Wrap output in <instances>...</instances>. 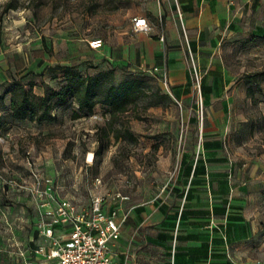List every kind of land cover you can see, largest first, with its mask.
I'll return each mask as SVG.
<instances>
[{"label":"rangeland","instance_id":"1","mask_svg":"<svg viewBox=\"0 0 264 264\" xmlns=\"http://www.w3.org/2000/svg\"><path fill=\"white\" fill-rule=\"evenodd\" d=\"M7 1L16 8L5 10ZM143 3L0 0V264H19L8 257L10 244L33 235L32 223L26 220L37 215L33 190L42 177L54 179L61 197L74 193L84 205L91 199L96 176L104 182L102 191L122 186L128 192L137 187L147 192L176 172L185 152V136L195 138L196 129L185 132V109L190 126L217 121L225 125L231 140L239 143L237 149H229L232 155L238 151L247 158L253 147L264 152V0H247L222 44V72L231 82L228 92H234L235 99L208 102L203 94L204 74L199 94L191 66L194 97L187 108L185 102L171 98L158 74L114 69L105 57L114 29L126 24ZM94 38H102L104 45L93 49ZM103 62L107 67L103 71H113L115 84L128 79L143 82L135 105L112 123L110 109L101 104L74 117L78 107L70 99L55 106L51 121L12 117L9 91L17 80L27 87L32 84L33 92L43 95L45 85L58 89L65 82L63 71L55 65H74L83 74L95 75ZM88 158L92 161L86 163ZM257 223L249 252L254 264H264V204ZM135 238L139 236L129 240L131 248H137ZM148 245L144 246L147 254Z\"/></svg>","mask_w":264,"mask_h":264},{"label":"crops","instance_id":"2","mask_svg":"<svg viewBox=\"0 0 264 264\" xmlns=\"http://www.w3.org/2000/svg\"><path fill=\"white\" fill-rule=\"evenodd\" d=\"M246 3L144 0L133 17L146 18L151 29L134 30L132 17L114 29V41L106 45L105 57L114 69L158 74L161 82L166 75L167 93L185 102V108L194 97L193 65L204 74L203 94L208 102L234 100V92H228L231 82L227 83L222 72L221 49ZM105 64L99 65V71L107 69ZM217 112L223 115L222 110ZM185 121V132L196 129L195 138L185 136L178 170L147 192L140 187L124 190L129 194L123 203L127 218L112 246L114 258L122 264H254L249 251L264 204V152L253 147L247 158L238 151L232 155L229 149H237L239 143L231 140L220 121L190 126L188 109ZM118 203L110 200L107 208ZM37 217L38 210L33 219L28 215L26 220L32 223L33 235L10 244V261L23 264L17 256L22 247L44 243L35 228ZM131 233L139 236L135 238L137 248L129 245ZM148 242L147 254L144 246ZM33 259L49 262L42 255Z\"/></svg>","mask_w":264,"mask_h":264},{"label":"built area","instance_id":"3","mask_svg":"<svg viewBox=\"0 0 264 264\" xmlns=\"http://www.w3.org/2000/svg\"><path fill=\"white\" fill-rule=\"evenodd\" d=\"M132 21L136 31L151 29L146 18L133 17ZM103 45L102 38L90 41L93 49ZM192 67L195 87L201 94L202 74L196 66ZM161 79L167 84L166 75ZM128 182L129 179L125 180V183ZM103 186L101 177L96 176L92 183L91 199L83 205L74 193L61 197L54 179L42 177L33 192L38 199L35 228L45 241L24 246L17 253L23 264H43L34 261L33 257L37 255L45 256L49 261L47 264H122L115 260L112 246L119 239L127 218L123 203L129 200V194L122 186L113 191H102ZM110 200L119 203L108 209Z\"/></svg>","mask_w":264,"mask_h":264},{"label":"trees","instance_id":"4","mask_svg":"<svg viewBox=\"0 0 264 264\" xmlns=\"http://www.w3.org/2000/svg\"><path fill=\"white\" fill-rule=\"evenodd\" d=\"M5 10L16 8L11 1H7ZM65 82L56 89L51 85H45V92L39 95L33 92V85L27 87L20 81H16L11 90V111L15 119H28L39 123L55 119L53 113L55 106L73 100L77 104V112L74 117H79L78 112L87 110L92 112L98 104L110 109L112 123L119 114L129 111L131 105H135L141 93L143 82L139 79L124 80L119 84L113 82V71H100L93 75L83 74L74 65H60ZM124 133L133 137V134L125 129ZM119 137V134L116 135Z\"/></svg>","mask_w":264,"mask_h":264}]
</instances>
